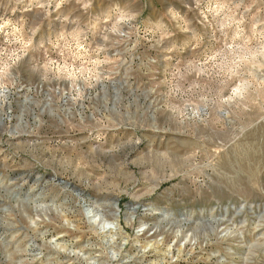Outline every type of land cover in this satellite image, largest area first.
I'll use <instances>...</instances> for the list:
<instances>
[{
    "label": "rangeland",
    "instance_id": "1",
    "mask_svg": "<svg viewBox=\"0 0 264 264\" xmlns=\"http://www.w3.org/2000/svg\"><path fill=\"white\" fill-rule=\"evenodd\" d=\"M0 264H264V0H0Z\"/></svg>",
    "mask_w": 264,
    "mask_h": 264
},
{
    "label": "bare ground",
    "instance_id": "2",
    "mask_svg": "<svg viewBox=\"0 0 264 264\" xmlns=\"http://www.w3.org/2000/svg\"><path fill=\"white\" fill-rule=\"evenodd\" d=\"M93 216H95L96 218L93 219L94 221H93V224L92 225L94 226L95 224H100L101 225V228L103 229L104 225L106 224L105 221L107 219H105L102 215H99L97 213H94ZM177 252L180 253L181 252V249H179Z\"/></svg>",
    "mask_w": 264,
    "mask_h": 264
}]
</instances>
